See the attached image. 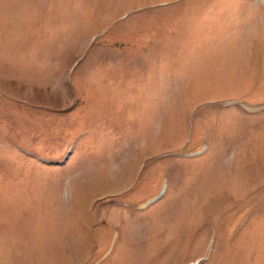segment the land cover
<instances>
[{
  "label": "rangeland",
  "instance_id": "obj_1",
  "mask_svg": "<svg viewBox=\"0 0 264 264\" xmlns=\"http://www.w3.org/2000/svg\"><path fill=\"white\" fill-rule=\"evenodd\" d=\"M0 264H264V0H0Z\"/></svg>",
  "mask_w": 264,
  "mask_h": 264
}]
</instances>
